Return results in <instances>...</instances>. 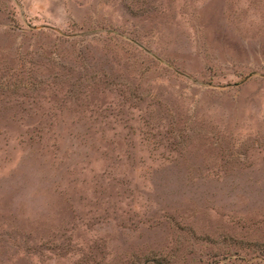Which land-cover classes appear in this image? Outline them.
Wrapping results in <instances>:
<instances>
[{
	"label": "rangeland",
	"instance_id": "obj_1",
	"mask_svg": "<svg viewBox=\"0 0 264 264\" xmlns=\"http://www.w3.org/2000/svg\"><path fill=\"white\" fill-rule=\"evenodd\" d=\"M0 264H264V0H0Z\"/></svg>",
	"mask_w": 264,
	"mask_h": 264
}]
</instances>
